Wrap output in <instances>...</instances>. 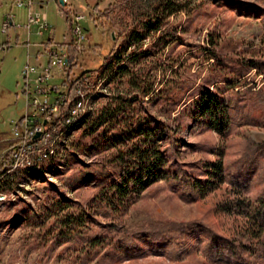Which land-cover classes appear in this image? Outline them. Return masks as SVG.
Listing matches in <instances>:
<instances>
[{"label": "rangeland", "instance_id": "1", "mask_svg": "<svg viewBox=\"0 0 264 264\" xmlns=\"http://www.w3.org/2000/svg\"><path fill=\"white\" fill-rule=\"evenodd\" d=\"M12 6L0 8V160L26 112L29 54L43 64L42 43L69 35L51 1L53 33L34 29L28 50L24 27L2 31L8 14L27 23ZM99 12H79L90 47L72 71L102 78L78 115L94 112L3 190L0 264H264V0H112ZM153 150L160 180L122 205L111 187L145 173ZM178 224L175 240L152 233Z\"/></svg>", "mask_w": 264, "mask_h": 264}, {"label": "built area", "instance_id": "2", "mask_svg": "<svg viewBox=\"0 0 264 264\" xmlns=\"http://www.w3.org/2000/svg\"><path fill=\"white\" fill-rule=\"evenodd\" d=\"M59 6V15L65 19L68 27V37L64 44H57L52 35L45 46L46 62L32 64L31 55L25 66L22 77L24 86L22 95L26 104V112L19 120L11 122L12 131L9 147L0 160V200L6 199L3 190L16 180L21 173L42 170V157L49 148V142L56 138L57 130L69 123L79 113L84 105L83 92L90 89L93 72L86 70L74 74L73 68L78 57L90 46L84 23L88 21L82 13L69 12L65 8L67 0H51ZM64 2V4L61 3ZM18 5H27L29 9L28 22L25 25L29 36L35 33L44 37L53 33V28L38 7L45 0H17ZM12 26V18L7 19L2 26L4 34H8ZM6 49L0 45V51ZM73 96H80L78 109H68V101ZM39 135V137H37Z\"/></svg>", "mask_w": 264, "mask_h": 264}, {"label": "trees", "instance_id": "3", "mask_svg": "<svg viewBox=\"0 0 264 264\" xmlns=\"http://www.w3.org/2000/svg\"><path fill=\"white\" fill-rule=\"evenodd\" d=\"M102 14V12H99L97 10V8L93 9L92 11H90V17L92 19H94L95 21L97 20V14ZM156 30L159 29V27L155 28ZM119 62L118 57H115L111 62H109L108 67L109 69H114L115 66H117ZM264 65V64H263ZM119 73H124L125 68L124 67H120L118 69ZM102 74V73H101ZM205 103V100H203L200 104ZM94 111H90L88 112L86 115H84V117L81 118L80 122L78 123V125L76 127H81L85 122H87V120H89L90 116L92 115ZM203 112L204 114H209V110H208V106H206L205 108H203ZM214 113H211V117L214 116ZM105 114H100L95 122H93V127H98L101 122L102 119L105 117ZM95 128H91L90 131H94ZM138 150H140L138 148ZM152 161L149 162V164L146 166V168H144L145 173H143L142 175H140L137 179H135L132 184L130 186H124V185H113L110 189V194H114L116 195V197L118 199H120L122 202V205H125L127 203L125 202H130V200L132 199V197H139L142 193V191L144 189H146V187H149L153 184H155L156 182H158L160 180V176H159V170L164 166L165 164V160L163 158V156L159 153L158 150H153V154L151 155ZM150 159V158H149ZM53 160V159H52ZM51 160V161H52ZM125 203V204H124ZM119 206V205H118ZM264 212V210H263ZM262 212V214H263ZM262 216V215H261ZM260 216V217H261ZM71 223H73L74 221L69 220ZM262 221V220H261ZM259 224H261L260 222H258ZM187 226V225H171L168 227H162L159 230H154L152 233H154L153 235H161L164 238H173L174 240L176 239V236L178 233L182 232V229ZM225 242L230 243L231 246H234L236 249H238V247H236V245L232 242H230L229 240H227L226 238H224Z\"/></svg>", "mask_w": 264, "mask_h": 264}, {"label": "crops", "instance_id": "4", "mask_svg": "<svg viewBox=\"0 0 264 264\" xmlns=\"http://www.w3.org/2000/svg\"><path fill=\"white\" fill-rule=\"evenodd\" d=\"M36 1H40V0H36ZM112 0H67V3H65V8L66 10H68L69 12H81L82 11V7L83 6H87L89 8L90 11H92L93 9L97 8L98 11H102L104 9L107 8V6L111 3ZM10 2L14 7V6H17L19 8H23L26 6L27 8V18H26V21L28 22V17H29V9L27 7L26 4L20 6L18 5V2L17 0H0V8L6 3ZM51 2V0H45V4L42 6V7H38L36 8V10H40L41 13L46 17V19L49 21V15L48 13L45 11L48 6H49V3ZM56 12L58 13V16L61 17L59 15V6L56 4ZM12 18V29H21L22 27L25 28V25L27 24H24V26H21L19 24H17L16 22V16L15 15H6L3 17V20L4 22L9 19V18ZM3 22V23H4ZM26 29V28H25ZM27 31V30H26ZM28 34V33H27ZM9 38L12 39V36L9 35ZM31 36L28 35V40L27 42L24 44L27 46L28 50L30 49V47L32 46L31 45ZM19 40V35L17 34V41ZM52 40L54 41L55 40V33H53L52 35ZM8 43H11L10 40L8 41ZM39 56H40V53H39ZM42 56V54H41ZM38 58V56H37ZM9 125H11V122L9 123Z\"/></svg>", "mask_w": 264, "mask_h": 264}, {"label": "bare ground", "instance_id": "5", "mask_svg": "<svg viewBox=\"0 0 264 264\" xmlns=\"http://www.w3.org/2000/svg\"><path fill=\"white\" fill-rule=\"evenodd\" d=\"M96 80L95 81V84L93 86V83L92 81H90V89H88L86 92H83V95H82V102H84V105L82 106V109H80V113L83 112L85 109H86V101L87 99L89 98L90 94H88V92H92L93 90L96 91V90H99L102 86V78L99 77V74H97L96 78L94 79ZM80 105V96H75V109H78ZM87 113L79 116L77 115L74 119H72L65 127L64 129L57 133V135H59L60 138L59 142H62L63 141V138L64 136L68 135L69 133H71L77 125L78 123L80 122L81 118L84 117V115H86ZM53 141L49 142V148L47 150V153L44 157H42V163H45V162H49L51 161L52 159L56 158L58 156V153H57V148L55 146L54 143H52Z\"/></svg>", "mask_w": 264, "mask_h": 264}, {"label": "water", "instance_id": "6", "mask_svg": "<svg viewBox=\"0 0 264 264\" xmlns=\"http://www.w3.org/2000/svg\"><path fill=\"white\" fill-rule=\"evenodd\" d=\"M61 3H62V4H64V2H63V1H61ZM37 137H39V135H38Z\"/></svg>", "mask_w": 264, "mask_h": 264}]
</instances>
